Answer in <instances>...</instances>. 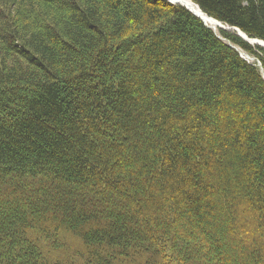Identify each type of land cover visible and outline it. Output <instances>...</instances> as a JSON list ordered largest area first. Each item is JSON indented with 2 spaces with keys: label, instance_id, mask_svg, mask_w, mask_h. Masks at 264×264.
Returning <instances> with one entry per match:
<instances>
[{
  "label": "trees",
  "instance_id": "16d2710c",
  "mask_svg": "<svg viewBox=\"0 0 264 264\" xmlns=\"http://www.w3.org/2000/svg\"><path fill=\"white\" fill-rule=\"evenodd\" d=\"M190 1L264 41V0ZM221 36L167 0H0V264H264V48Z\"/></svg>",
  "mask_w": 264,
  "mask_h": 264
},
{
  "label": "bare ground",
  "instance_id": "6f19581e",
  "mask_svg": "<svg viewBox=\"0 0 264 264\" xmlns=\"http://www.w3.org/2000/svg\"><path fill=\"white\" fill-rule=\"evenodd\" d=\"M175 3H179L187 8H189L191 11H193L195 14H197L199 17L203 18L204 21L207 23V25L209 27L212 28V30H215L216 34L220 37L221 36V31L222 28H228V26L222 24L221 22L215 20L214 18H211L210 16H208L207 14H205L198 5H196L195 3H193L190 0H173ZM247 40L254 46V47H258V46H263L264 47V42L258 39H252L247 37ZM239 51L241 52V54L243 55L244 58H246L247 61L251 62V63H255L254 61H257L256 58L252 55H250L249 53H247L246 51L242 50L241 48H239ZM263 73V72H262Z\"/></svg>",
  "mask_w": 264,
  "mask_h": 264
},
{
  "label": "water",
  "instance_id": "95a60500",
  "mask_svg": "<svg viewBox=\"0 0 264 264\" xmlns=\"http://www.w3.org/2000/svg\"><path fill=\"white\" fill-rule=\"evenodd\" d=\"M169 2H171L172 4H179V3H175L173 0H168ZM179 5H181V4H179ZM183 6V5H182ZM183 7H185V6H183ZM185 8H187V7H185ZM191 13H193L196 17H198L199 19H201L202 21H203V23L208 27V28H210V29H212L211 27H209L208 25H207V23L204 21V19L203 18H201V17H199L197 14H195L193 11H191L189 8H187ZM222 30H225V31H228V32H234V33H236L240 38H242L244 41H246V42H249L248 40H247V35L245 34V33H243L241 30H239V29H237V28H234V27H230V26H228V28L226 29V28H222ZM214 32H215V30H214ZM216 33V32H215ZM220 37V36H219ZM221 39H222V37H220ZM224 40V39H223ZM250 43V42H249ZM231 47H233V48H235V46L234 45H232V44H229ZM263 47V46H262ZM237 51H238V49H237ZM241 56L243 57V55L241 54ZM244 58V57H243ZM245 59V58H244Z\"/></svg>",
  "mask_w": 264,
  "mask_h": 264
},
{
  "label": "rangeland",
  "instance_id": "374dc122",
  "mask_svg": "<svg viewBox=\"0 0 264 264\" xmlns=\"http://www.w3.org/2000/svg\"><path fill=\"white\" fill-rule=\"evenodd\" d=\"M256 63V61H254Z\"/></svg>",
  "mask_w": 264,
  "mask_h": 264
}]
</instances>
